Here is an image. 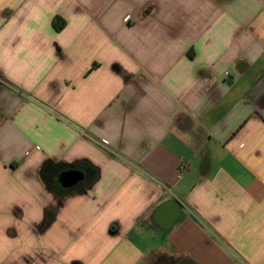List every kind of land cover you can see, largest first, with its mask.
Wrapping results in <instances>:
<instances>
[{"label": "crops", "instance_id": "1", "mask_svg": "<svg viewBox=\"0 0 264 264\" xmlns=\"http://www.w3.org/2000/svg\"><path fill=\"white\" fill-rule=\"evenodd\" d=\"M0 264H264V0H0Z\"/></svg>", "mask_w": 264, "mask_h": 264}, {"label": "water", "instance_id": "2", "mask_svg": "<svg viewBox=\"0 0 264 264\" xmlns=\"http://www.w3.org/2000/svg\"><path fill=\"white\" fill-rule=\"evenodd\" d=\"M80 180H82V175L76 171H69L61 176V183L64 187L73 186Z\"/></svg>", "mask_w": 264, "mask_h": 264}, {"label": "trees", "instance_id": "3", "mask_svg": "<svg viewBox=\"0 0 264 264\" xmlns=\"http://www.w3.org/2000/svg\"><path fill=\"white\" fill-rule=\"evenodd\" d=\"M55 25H56V20H55Z\"/></svg>", "mask_w": 264, "mask_h": 264}, {"label": "rangeland", "instance_id": "4", "mask_svg": "<svg viewBox=\"0 0 264 264\" xmlns=\"http://www.w3.org/2000/svg\"><path fill=\"white\" fill-rule=\"evenodd\" d=\"M129 18V17H128ZM127 20V19H126Z\"/></svg>", "mask_w": 264, "mask_h": 264}]
</instances>
